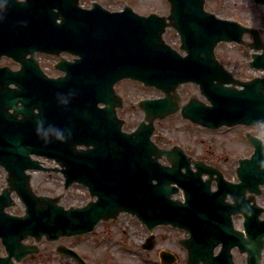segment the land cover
I'll return each mask as SVG.
<instances>
[{"label":"water","instance_id":"1","mask_svg":"<svg viewBox=\"0 0 264 264\" xmlns=\"http://www.w3.org/2000/svg\"><path fill=\"white\" fill-rule=\"evenodd\" d=\"M206 1L166 0L167 16H142L129 6L109 12L96 3L85 10L78 0H30L23 6L30 13L27 29L17 31L22 54L17 52L20 62L22 56L31 55L32 65L26 66L30 74L20 78L19 72L0 70V166L7 172V186L0 193V242L6 257H0V264H21L28 255L38 254L36 245L24 243L28 238L38 243L43 238L54 242L83 236L102 221H117L122 213L136 218L150 234L159 226L185 231L188 238L179 244L187 251L186 264H234V249L245 256L246 264H261L264 208L257 205L256 197L264 193L262 141L246 135L253 153L238 160V182L230 183L180 147L161 149L150 139L154 121L177 112L209 130L264 124V78L236 79L216 55L218 44L234 42L253 50L251 68L264 70L260 36L255 29L206 11ZM254 1L264 5V0ZM54 7L57 12L51 11ZM168 28L179 36L178 50L184 55L164 41ZM245 34L251 42L243 40ZM35 52L56 56V67L65 76L47 78L33 59ZM64 52L79 59L68 63L60 57ZM13 77L19 80L17 90L8 87ZM122 80L163 94L139 102L144 121L132 133L122 132V121L116 118L114 102L121 100L114 85ZM184 84L197 85L207 103L191 97L181 105L178 89ZM99 103L105 107L98 108ZM93 117L96 123L104 117L101 129L92 125ZM53 137L57 147L51 144ZM92 137L103 147L76 149L77 145L87 148ZM31 155L64 166L60 172L65 189L80 184L92 200L66 209L59 205L61 196L36 195L25 171L46 169ZM163 158L169 165L160 163ZM214 174L217 188L212 191ZM203 175L208 179L203 180ZM180 190L183 200L173 199ZM12 193L25 207L22 216L5 212L14 206ZM232 216L242 217L243 230L234 228ZM152 247L149 237L144 248ZM56 252L87 264L64 245ZM160 258L166 264L175 261L167 252Z\"/></svg>","mask_w":264,"mask_h":264},{"label":"rangeland","instance_id":"2","mask_svg":"<svg viewBox=\"0 0 264 264\" xmlns=\"http://www.w3.org/2000/svg\"><path fill=\"white\" fill-rule=\"evenodd\" d=\"M92 1L111 12L120 11L126 5L142 16H147L149 13L167 16L169 12V5L165 0H80V5L90 7ZM205 10L220 19L233 20L246 27L256 28L264 45L263 5L255 4L253 0H207ZM163 37L167 44L178 50L179 39L174 30L167 29ZM244 40L251 41V37L245 35ZM252 53L253 51L249 48L236 43H220L216 48L218 60L235 78L242 81L264 77V71L249 67ZM40 59L43 66L48 67L52 62L45 56ZM116 91L124 100L120 117L125 120L124 129L128 132L134 129L142 119L141 112L134 105L143 99L162 96L161 92L155 89L144 88L130 81L119 83ZM178 94L182 99L181 105H184L191 97L207 103L200 95L198 86L194 84L180 86ZM247 133L257 136L264 143V124L254 127L236 126L230 129L208 130L193 125L176 113L154 123L152 140L164 149L176 145L186 155L217 168L227 180L236 182L234 171L238 159L248 157L253 151L245 138ZM48 164L50 168L57 166L52 162ZM4 174L5 172L0 168V190L5 186ZM62 179L61 174L56 172L33 173L31 187L37 195L62 196L59 204L64 208L83 206L89 201L86 189L80 185L74 184L64 191ZM12 196L15 206L7 211L13 215H22L23 206L15 195ZM256 202L264 207V194L258 196ZM234 225L236 228H241L240 217L235 218ZM148 235L145 227L136 218L129 214H121L117 221L99 223L91 234L64 238L57 242L42 240L37 244L40 254L25 258L22 264H75L70 258L56 254L58 244L76 251L87 264H160L159 254L163 251L176 256L177 259L173 264H186V251L178 244L181 238L186 237L184 232L170 227H158L154 231L153 248L144 250L142 247ZM27 242L32 244L33 240L29 239ZM233 259L234 264H246L245 256L238 254L235 250Z\"/></svg>","mask_w":264,"mask_h":264},{"label":"flooded vegetation","instance_id":"3","mask_svg":"<svg viewBox=\"0 0 264 264\" xmlns=\"http://www.w3.org/2000/svg\"><path fill=\"white\" fill-rule=\"evenodd\" d=\"M78 1L80 3V0H78ZM93 2L94 1L91 2V5ZM29 3H30V0H0V30L2 31L0 34V70L6 68L10 73H18L19 72L20 78H24L25 76H28L30 74L31 68L26 67V66L32 65L30 54H26V55L22 56L23 62H20V60H18V58L20 57L18 55V52H21V54H22V51H20L17 48L19 46L18 43L20 40H19V38H16L17 31L19 29H21V28L23 30L27 29V24L25 22L28 20V15H29L30 11H29V7L24 8L23 6L28 5ZM91 5H90V7H91ZM21 7H23V8H21ZM90 7H83V8L89 9ZM51 11L57 12V9L54 7L51 9ZM4 20H7L8 23L5 24ZM19 20L22 21L23 23L18 24ZM46 57L48 58V60L53 62L54 59L52 57H49V56H46ZM63 57L66 60V62H68V63H73L79 59L76 57L69 56L67 54H63ZM52 62H51V67H48L47 74L52 78H57V77L63 76L64 73L56 70L54 68V63H52ZM0 75L3 76V71H0ZM12 79H13V81L9 84L8 87L11 89L17 90L18 84L16 81H19V80L16 77H13ZM122 82H124V81H122ZM125 82H127V81H125ZM119 83H121V82H119ZM119 83H117L115 85V88H114L115 90H116V87L118 86ZM115 95L118 98H120V100H121V104L114 102L115 103V110H116L115 111L116 112V118L118 120L122 121L121 131L125 132V133L132 132L135 130L136 127L134 129L130 130L129 132L126 131L124 129L125 120L120 117V114H121V112L123 110V106H124L123 97L118 93H115ZM149 99H155V98H149ZM136 106L137 105H134V107L136 109H138ZM104 107H105L104 104H102V103L98 104V108H104ZM138 110L141 112L142 119H143L144 112L140 109H138ZM104 116L107 117L108 115L105 114ZM19 118H21V117L19 116ZM103 118L104 117L100 118L99 122L96 123L94 120V117H93L92 125L94 127L100 128L101 124L104 121ZM44 119H46V117H44ZM142 119L139 121V123L142 121ZM60 122L61 121L57 118L56 119V126L57 127L60 126L59 125ZM93 126H91V127H93ZM90 132L92 133L94 131L90 130ZM51 144H53L54 146L57 147V144L55 143V137H53L51 139ZM102 147H103V144L98 142V140H96V138L92 137L90 145L87 146V149L88 150H95L97 148H102ZM76 149H84V148L82 146L78 145V147H76ZM49 162H52V161H48V163ZM212 168L215 169V167H213V166H212ZM59 169H65V167L60 165ZM216 178H217V175L214 174L213 178L211 179L212 187H215V183L217 184ZM154 183H155V181H154ZM235 218H237V217L234 216L233 220H235ZM27 243H29V242H27ZM0 256H4V252H3V249L1 246H0ZM29 257H31V256H29Z\"/></svg>","mask_w":264,"mask_h":264}]
</instances>
